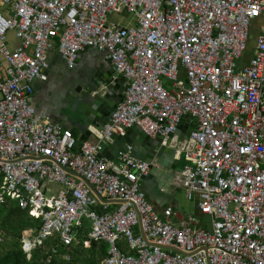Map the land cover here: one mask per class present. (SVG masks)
<instances>
[{"label": "built area", "instance_id": "obj_1", "mask_svg": "<svg viewBox=\"0 0 264 264\" xmlns=\"http://www.w3.org/2000/svg\"><path fill=\"white\" fill-rule=\"evenodd\" d=\"M53 48L70 69L94 48L123 80L96 142L77 146L29 102ZM183 116L195 127L179 141ZM134 126L183 160L171 184L195 213L157 212L129 147L97 156ZM0 177V205L40 220L21 232L27 258L87 221L107 244L99 264H264V0H0Z\"/></svg>", "mask_w": 264, "mask_h": 264}, {"label": "water", "instance_id": "obj_2", "mask_svg": "<svg viewBox=\"0 0 264 264\" xmlns=\"http://www.w3.org/2000/svg\"><path fill=\"white\" fill-rule=\"evenodd\" d=\"M122 83L121 77L113 79L109 72L76 74L67 84L71 93L66 103L73 117L67 119L70 125L61 126L68 128L78 125L86 129L89 125H93L101 130L108 123L117 104L122 100ZM189 124L191 130H194V118L191 116L180 118L176 126L179 141L189 133ZM128 147L133 157L148 164L149 175H160L165 188L169 190L174 188L171 182L179 162L175 158V149L163 144L160 137L152 138L145 135L137 126L126 129L123 135H118L110 144L103 145L97 156L114 161L120 153L127 151ZM145 179L146 175L140 177L142 181L140 188L151 202L154 192L146 190Z\"/></svg>", "mask_w": 264, "mask_h": 264}, {"label": "crops", "instance_id": "obj_3", "mask_svg": "<svg viewBox=\"0 0 264 264\" xmlns=\"http://www.w3.org/2000/svg\"><path fill=\"white\" fill-rule=\"evenodd\" d=\"M47 59L46 79H36L33 81V93L30 96L29 102L38 114L46 115L53 122L62 126L70 125L67 119L73 117L66 103L71 93L67 84L76 74H88L90 72L101 74V72H109L113 79L120 78L116 76L111 64L104 61L103 54L94 48H86L80 51L75 66L71 69L66 66L56 48L48 51ZM67 129L71 131L76 139L77 146L83 141L96 142L97 137L95 132L100 130L93 125H89L86 129L78 125H72ZM189 130H191L190 124ZM182 164L183 160H180L176 166V170L180 169ZM162 182L163 179L158 174L151 176L147 173L144 180L146 190L154 192L153 199L151 200L154 208L157 212H161L163 208L171 205L178 214L183 215V211L181 210L184 208L185 196L182 190L177 187L169 190L163 186ZM139 183L142 186L141 180ZM192 203L196 208V204Z\"/></svg>", "mask_w": 264, "mask_h": 264}, {"label": "trees", "instance_id": "obj_4", "mask_svg": "<svg viewBox=\"0 0 264 264\" xmlns=\"http://www.w3.org/2000/svg\"><path fill=\"white\" fill-rule=\"evenodd\" d=\"M39 227L40 220L19 209L16 202L0 205V231L4 232L0 242V264H99L106 255L105 242L88 240L89 223L84 221L78 229V240L72 245L62 246L56 239L49 238L43 246L33 249L27 258L21 249V232ZM51 247H55L56 251L52 252ZM65 254L69 255V260L64 257ZM48 257L50 260L46 262Z\"/></svg>", "mask_w": 264, "mask_h": 264}, {"label": "rangeland", "instance_id": "obj_5", "mask_svg": "<svg viewBox=\"0 0 264 264\" xmlns=\"http://www.w3.org/2000/svg\"><path fill=\"white\" fill-rule=\"evenodd\" d=\"M112 18L117 19L114 16ZM255 37H256V29L252 28L251 37H250L251 39L248 42V50L244 53L246 59H250L253 56ZM161 81H162L164 86L168 84V82L165 78H161ZM183 195H184V193H183ZM181 211H183V214L196 212L193 203L191 201H188L186 198L184 200V208Z\"/></svg>", "mask_w": 264, "mask_h": 264}]
</instances>
